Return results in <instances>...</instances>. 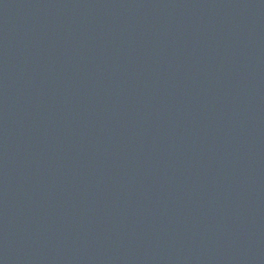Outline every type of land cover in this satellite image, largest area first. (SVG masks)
<instances>
[{
  "label": "water",
  "instance_id": "95a60500",
  "mask_svg": "<svg viewBox=\"0 0 264 264\" xmlns=\"http://www.w3.org/2000/svg\"><path fill=\"white\" fill-rule=\"evenodd\" d=\"M0 264H264V0H0Z\"/></svg>",
  "mask_w": 264,
  "mask_h": 264
}]
</instances>
